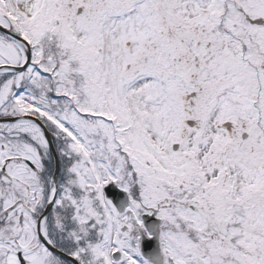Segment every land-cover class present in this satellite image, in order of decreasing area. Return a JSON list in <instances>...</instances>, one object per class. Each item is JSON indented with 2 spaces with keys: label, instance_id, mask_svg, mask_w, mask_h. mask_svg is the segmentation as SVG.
<instances>
[{
  "label": "snow or ice",
  "instance_id": "obj_1",
  "mask_svg": "<svg viewBox=\"0 0 264 264\" xmlns=\"http://www.w3.org/2000/svg\"><path fill=\"white\" fill-rule=\"evenodd\" d=\"M0 264H264V0H0Z\"/></svg>",
  "mask_w": 264,
  "mask_h": 264
}]
</instances>
